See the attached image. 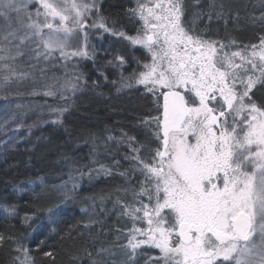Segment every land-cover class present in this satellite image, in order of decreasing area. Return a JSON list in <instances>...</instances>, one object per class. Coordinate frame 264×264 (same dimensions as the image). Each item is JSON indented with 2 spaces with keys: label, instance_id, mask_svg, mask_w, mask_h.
Wrapping results in <instances>:
<instances>
[{
  "label": "snow or ice",
  "instance_id": "obj_1",
  "mask_svg": "<svg viewBox=\"0 0 264 264\" xmlns=\"http://www.w3.org/2000/svg\"><path fill=\"white\" fill-rule=\"evenodd\" d=\"M129 14L139 23L134 35L110 29L99 0H0V83L28 77L14 66L18 58L89 57L93 28L142 48V70L121 79V87L142 85L156 113L142 121L151 139L126 157L143 177L120 205L131 223L127 264L144 247L159 253L146 264H264V104L252 99L264 86V37L237 50L234 41L206 38L184 20L183 0H135ZM6 239L0 234V244ZM14 242L23 254L17 264H30L22 239Z\"/></svg>",
  "mask_w": 264,
  "mask_h": 264
},
{
  "label": "trees",
  "instance_id": "obj_2",
  "mask_svg": "<svg viewBox=\"0 0 264 264\" xmlns=\"http://www.w3.org/2000/svg\"><path fill=\"white\" fill-rule=\"evenodd\" d=\"M183 3L187 23L206 38L226 44L234 41L237 47L233 50L257 44L264 37L262 0ZM100 6L99 14L110 29L135 34L139 23L129 14L135 0H104ZM5 23L0 19V25ZM99 30L100 35L106 32ZM107 33L121 41L115 44L113 54L88 41L89 57L74 58L67 64L27 56L14 62L17 69L29 74L22 80L24 89L47 86L48 92L54 93L50 97L32 93L29 103H42L44 108L39 110L45 114L48 109H63L57 111L58 117L68 107H73V112L67 119L59 118L52 128L54 133L60 132L53 134L57 139L37 144L38 135L14 130L10 136L19 133L23 137L11 141L6 137L10 143L0 149V234L12 238L0 244V264H17L18 256L23 259L14 242L21 239L30 264H127L122 246L127 243L131 223L120 214V205L133 200V190H138L143 177L132 170L133 162L126 157L134 155L132 147L151 139L150 129L142 121L156 113L154 98L142 85L128 80L132 86L121 87L122 77L142 70L137 61L144 62L145 51L111 31ZM117 56H123L126 63L121 65ZM66 69L78 74L70 78ZM67 80L76 84L74 90L60 88ZM83 83L93 88L86 92L89 87ZM79 90L82 98H77ZM252 92L253 101L264 104V86L258 84ZM17 119L26 120L24 116ZM24 125L28 129L26 121ZM129 138H134L131 146ZM13 206L15 214L10 215ZM49 208L56 212L54 222ZM46 252L52 255L46 256ZM155 256L142 249L131 264H146Z\"/></svg>",
  "mask_w": 264,
  "mask_h": 264
},
{
  "label": "rangeland",
  "instance_id": "obj_3",
  "mask_svg": "<svg viewBox=\"0 0 264 264\" xmlns=\"http://www.w3.org/2000/svg\"><path fill=\"white\" fill-rule=\"evenodd\" d=\"M100 2H104V0H99V12L101 11ZM91 22V21H90ZM101 28H93L90 30L88 35V41L90 44V41L97 45L100 49H105L106 53L109 51L115 50V44L118 45V39L113 38L109 33L105 32L102 35H100ZM104 30V29H102ZM99 31V33H98ZM121 43V41H119ZM119 43V44H120ZM88 44V45H89ZM106 53L104 55H106ZM72 63V62H70ZM67 70V69H66ZM17 71H20V68L17 69ZM22 71V70H21ZM70 78H73L74 75H77L78 72H74V75H72L71 70L68 69ZM59 78L63 79V75ZM69 78V77H68ZM17 86H15L16 82ZM23 81H17L16 78H13L8 82L7 85H4L0 83V149L1 147L8 145L10 142L6 141V137H9L8 141H11L13 139L17 140V137H23V135H17L19 133H14L9 135L14 130H19V132H22L24 130H27L29 136H39V140L37 144H46L49 143L50 140H55V136L53 134L60 132H53L54 127L57 125L59 118L62 119V117H68L71 116L73 112V107H68V109L64 112L63 115H60L58 117V112H53V109H48L47 113L45 114L43 111L39 110L44 108V105L42 103L37 104L39 102H31L29 103L27 101V98L31 96V94H41L45 95L44 93L48 92L47 86L46 87H39L37 89H24L23 85L21 84ZM63 85V84H61ZM60 85V88L62 90H65ZM84 86L89 87L86 92L91 90L93 88V85L83 83ZM68 90V89H67ZM30 94V95H29ZM32 94V95H33ZM82 93L79 90L77 98H82ZM36 96V95H35ZM47 97H50L49 95H46ZM49 114V115H47ZM47 115V116H45ZM25 117L26 120L18 121L17 117ZM13 119V120H12ZM12 121H15L16 124L11 123ZM25 121L29 124L28 129L25 128ZM4 124V126H3ZM53 128V130H52ZM59 130V129H58ZM49 136V137H48ZM49 139V140H47ZM21 143V142H19ZM80 149H77V151ZM143 249H146V251L153 252L154 255H159L158 250L151 249L148 247H144Z\"/></svg>",
  "mask_w": 264,
  "mask_h": 264
}]
</instances>
